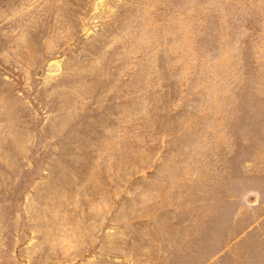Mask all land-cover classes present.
Instances as JSON below:
<instances>
[{"label": "rangeland", "instance_id": "1", "mask_svg": "<svg viewBox=\"0 0 264 264\" xmlns=\"http://www.w3.org/2000/svg\"><path fill=\"white\" fill-rule=\"evenodd\" d=\"M264 0H0V264H264Z\"/></svg>", "mask_w": 264, "mask_h": 264}, {"label": "crops", "instance_id": "2", "mask_svg": "<svg viewBox=\"0 0 264 264\" xmlns=\"http://www.w3.org/2000/svg\"><path fill=\"white\" fill-rule=\"evenodd\" d=\"M262 203H264V202H262V201H259V204H262ZM260 261L264 262V260H262V259H261Z\"/></svg>", "mask_w": 264, "mask_h": 264}]
</instances>
